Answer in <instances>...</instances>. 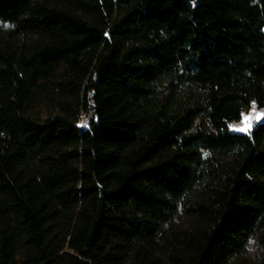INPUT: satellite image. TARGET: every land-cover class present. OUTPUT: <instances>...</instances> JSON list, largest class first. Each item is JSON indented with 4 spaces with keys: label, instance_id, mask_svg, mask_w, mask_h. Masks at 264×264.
I'll use <instances>...</instances> for the list:
<instances>
[{
    "label": "trees",
    "instance_id": "obj_1",
    "mask_svg": "<svg viewBox=\"0 0 264 264\" xmlns=\"http://www.w3.org/2000/svg\"><path fill=\"white\" fill-rule=\"evenodd\" d=\"M252 104L264 0H0V264H264Z\"/></svg>",
    "mask_w": 264,
    "mask_h": 264
},
{
    "label": "rangeland",
    "instance_id": "obj_2",
    "mask_svg": "<svg viewBox=\"0 0 264 264\" xmlns=\"http://www.w3.org/2000/svg\"><path fill=\"white\" fill-rule=\"evenodd\" d=\"M253 106H255L254 104H252L249 109L246 110V112H243V114L241 115V118L238 121H232V123L229 124V130L230 131H238V132H247L249 131L256 123H258V121L261 119V117L264 114V107L261 108H257L255 106V113L256 114H260L258 116V118L252 119L251 120V126L250 127H246V124L244 122V117L248 116L250 113H253ZM84 121H81L80 124H82ZM240 129H244V130H240Z\"/></svg>",
    "mask_w": 264,
    "mask_h": 264
},
{
    "label": "snow or ice",
    "instance_id": "obj_3",
    "mask_svg": "<svg viewBox=\"0 0 264 264\" xmlns=\"http://www.w3.org/2000/svg\"><path fill=\"white\" fill-rule=\"evenodd\" d=\"M260 114H256L255 113V106H253V113H250L248 116L244 117V122L246 124V127H250L251 126V120L258 118ZM240 130H244V129H240Z\"/></svg>",
    "mask_w": 264,
    "mask_h": 264
}]
</instances>
